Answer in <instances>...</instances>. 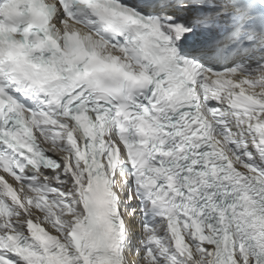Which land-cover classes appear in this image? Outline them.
Instances as JSON below:
<instances>
[{"label": "snow or ice", "instance_id": "obj_1", "mask_svg": "<svg viewBox=\"0 0 264 264\" xmlns=\"http://www.w3.org/2000/svg\"><path fill=\"white\" fill-rule=\"evenodd\" d=\"M0 264H264V0H0Z\"/></svg>", "mask_w": 264, "mask_h": 264}]
</instances>
